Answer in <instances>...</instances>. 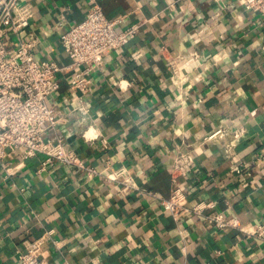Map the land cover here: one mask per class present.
<instances>
[{
  "label": "crops",
  "instance_id": "obj_1",
  "mask_svg": "<svg viewBox=\"0 0 264 264\" xmlns=\"http://www.w3.org/2000/svg\"><path fill=\"white\" fill-rule=\"evenodd\" d=\"M22 1L33 11L22 33L34 32L35 58L69 63L59 37L82 19L88 0ZM100 1L108 17L123 15L116 28L141 25L105 51L87 94L69 86L72 68L59 74V88L47 96L64 112L57 133L98 169L124 165L141 188L161 196L175 185L176 155L191 150L192 168L177 181L189 205L213 201L246 227L264 222L259 14L242 0H221L223 7L214 0ZM219 124L225 134L204 139ZM240 125L244 133L233 137ZM41 158L10 152L0 167V264H15L23 239L48 229L56 242L46 239L42 255L51 264H264V239L217 229L188 209L173 216L144 190L127 193L58 161L42 168Z\"/></svg>",
  "mask_w": 264,
  "mask_h": 264
},
{
  "label": "built area",
  "instance_id": "obj_2",
  "mask_svg": "<svg viewBox=\"0 0 264 264\" xmlns=\"http://www.w3.org/2000/svg\"><path fill=\"white\" fill-rule=\"evenodd\" d=\"M214 1L223 7L221 0ZM88 3L82 19L60 34L61 45L70 58L69 63L61 65L54 60L35 58L33 46L37 38L34 32L22 33L33 14L31 4L22 0H0V167L7 168L10 152L18 151L22 157L40 154L42 168L54 161L69 164L88 176L99 175L127 193L144 190L157 196L164 210L173 216L188 209L202 215L217 229L230 228L244 232L247 237L264 239V222L246 227L236 215L216 209L213 201L199 200L188 204L187 193L177 181L192 168L194 155L191 150L176 155L170 172L175 185L168 196H161L141 188L124 165L113 168L106 164L98 169L75 148L66 145L64 136L57 133L59 122L65 118L64 112L48 103L47 96L59 88V74L72 68L73 73L67 77L69 86L81 95L87 94L93 84L91 73L102 63L105 51L124 45L141 25L131 22L118 29L116 24L123 15L108 17L100 0H88ZM242 3L246 8L254 9L264 22V0H242ZM48 129L55 134L54 138L47 136ZM244 131L241 125L231 130L233 137L241 136ZM224 134L225 125L219 124L204 139ZM106 143L102 138V144ZM231 169L242 172V167L237 164ZM51 233L52 229H48L46 236L24 238L15 264H51L42 255L46 239L56 242ZM63 264L71 263L65 261Z\"/></svg>",
  "mask_w": 264,
  "mask_h": 264
}]
</instances>
